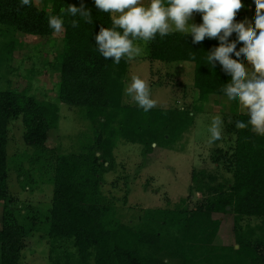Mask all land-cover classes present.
<instances>
[{"label": "trees", "instance_id": "trees-1", "mask_svg": "<svg viewBox=\"0 0 264 264\" xmlns=\"http://www.w3.org/2000/svg\"><path fill=\"white\" fill-rule=\"evenodd\" d=\"M40 1L41 6L32 0L31 6L22 7L19 0H0V26L52 38L56 32L49 28L48 18L61 15L62 7L83 3L92 10L93 23L80 20L77 28L72 27V17H62V50L55 61L44 62L60 76L59 103L83 108L95 139L84 144L80 153L61 155L59 148L46 145L51 131L59 126V106L28 96L26 91L0 90V201L4 203L0 263L20 264L30 238L20 225L8 186L12 167L7 150L9 125L21 117L25 143L33 150L25 153V161L33 169L45 167L52 174L49 209L43 217L30 212V220L33 230L40 225L41 231H48L55 264H212L219 259L223 264H264V234L253 239V232H245L242 225L244 219L251 218L264 224V136L253 132L251 126L235 127L237 121L247 122L246 114H227L225 118L226 135L236 137L232 153L224 157L231 179L218 180L207 171L193 172L192 190L202 194L194 208L184 199L174 209H147L139 222L123 223L113 201L103 194L105 177L115 170L114 150L119 141L142 145L143 157L148 160L157 148H169L192 129L196 114L193 107L200 112L199 105L215 97L226 98L221 89L230 78L219 65L212 69L206 62V52L218 46V41L206 38L194 45L191 36L177 33L149 42L150 62L195 65L198 97L191 107L145 113L138 106L124 103L129 61L122 59L114 64L112 58L105 60L95 48L100 27H111L109 14L100 12L93 0ZM236 19L245 21L246 16L239 12ZM201 22L200 15L198 24ZM20 47L17 38L6 45L9 63ZM216 161L221 163L220 159ZM23 163L13 166L22 189L32 192L36 182ZM219 215L233 216V246L216 243L222 226ZM69 249L71 254H65Z\"/></svg>", "mask_w": 264, "mask_h": 264}, {"label": "rangeland", "instance_id": "rangeland-1", "mask_svg": "<svg viewBox=\"0 0 264 264\" xmlns=\"http://www.w3.org/2000/svg\"><path fill=\"white\" fill-rule=\"evenodd\" d=\"M35 2L41 6L40 0ZM242 3L244 7L240 12L245 14L246 19L254 20V0H242ZM199 17V13H194L191 22L198 24ZM15 38L21 41L22 47L14 52L13 61L9 63L10 51H7L6 45ZM63 38L62 32L55 33L52 38L35 37L0 26V90L26 91L28 96L39 101L56 103L60 111L59 126L51 131L46 145L49 148H59L61 155H68L80 153L84 144L95 139V132L91 122L86 119L83 108L69 107L59 103L56 98L60 76L50 66H46L44 61L53 62L57 59L63 47ZM142 47L143 54L129 61L126 80L132 75H139L148 82L152 98L156 101L153 109L174 110L193 106L198 97L194 88L195 65L150 62L147 60L149 43L142 44ZM123 97L126 105L136 106L125 92ZM193 109L196 114L192 129L169 148H157V152L148 158L149 161L143 157L142 145L123 140L118 142L114 150L115 170L106 175L102 189L103 194L115 204L117 217L123 223L139 222L147 209H174L184 199H188L189 206L194 208L202 199V194L192 190L193 172L207 171L218 180L223 177L231 179V175L227 173L228 162L224 157L227 153H232L236 137L233 135L229 138L226 135L225 118L227 114L245 112L237 104L228 103L227 98L218 97L199 105L200 112H195V107ZM217 117L223 122L222 136L219 141L209 143L212 120ZM24 134L22 118L12 120L9 125L7 148L12 166L8 186L14 198L12 205L20 216V225L30 237L19 263L55 264L56 253L51 252L53 244L47 235L48 231H41L40 225H37L38 230H33L30 220V212L42 216L49 209L53 199L52 174L47 167L33 169L25 161V153L31 154L33 150L25 143ZM216 159H220L221 163L218 164ZM22 163L25 169L32 173L36 182L37 188L32 192L22 189L17 170L14 168ZM3 209L4 203L0 201V228ZM219 217L222 226L220 239L216 243L220 246L235 245L233 216ZM242 225L245 232H253V239L264 234V224L260 219H244ZM235 248L237 250L239 247ZM262 249L264 253V248ZM71 252V249L65 250V254ZM215 261L212 264H223L220 259ZM225 264H229L228 261Z\"/></svg>", "mask_w": 264, "mask_h": 264}, {"label": "clouds", "instance_id": "clouds-1", "mask_svg": "<svg viewBox=\"0 0 264 264\" xmlns=\"http://www.w3.org/2000/svg\"><path fill=\"white\" fill-rule=\"evenodd\" d=\"M96 8L109 14L111 27H100L95 35V48L100 55L114 64L122 59L133 61L143 54L146 45L157 36L161 39L173 34L192 37V44L206 38L216 39L218 46L207 53V65H217L230 78L221 89L228 103L237 104L248 116L247 122L237 121L235 127L251 130L264 136V0H254L255 19L237 21L244 7L242 0H93ZM22 7L31 6L32 0H19ZM61 15L50 16L48 26L56 33L64 28L62 17H72V27L80 20L93 23L92 10L84 6L68 5ZM194 13L202 22L193 23ZM79 17V19H75ZM235 35V39H232ZM125 95L145 113L156 106L148 82L139 75L126 80ZM222 120H212L209 143L222 136Z\"/></svg>", "mask_w": 264, "mask_h": 264}, {"label": "crops", "instance_id": "crops-1", "mask_svg": "<svg viewBox=\"0 0 264 264\" xmlns=\"http://www.w3.org/2000/svg\"><path fill=\"white\" fill-rule=\"evenodd\" d=\"M236 249V248H235Z\"/></svg>", "mask_w": 264, "mask_h": 264}]
</instances>
